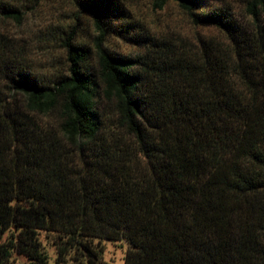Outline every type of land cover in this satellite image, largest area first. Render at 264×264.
<instances>
[{
    "label": "trees",
    "instance_id": "trees-1",
    "mask_svg": "<svg viewBox=\"0 0 264 264\" xmlns=\"http://www.w3.org/2000/svg\"><path fill=\"white\" fill-rule=\"evenodd\" d=\"M47 1L0 0V264H50L40 232L53 264H104L103 241L127 245L123 264H264V0L244 22L218 0H171L217 32L191 46L150 35L123 0H68L45 30L63 70L1 27Z\"/></svg>",
    "mask_w": 264,
    "mask_h": 264
},
{
    "label": "rangeland",
    "instance_id": "rangeland-1",
    "mask_svg": "<svg viewBox=\"0 0 264 264\" xmlns=\"http://www.w3.org/2000/svg\"><path fill=\"white\" fill-rule=\"evenodd\" d=\"M123 1L150 35L170 40L179 46H191L198 37L217 35L213 29L191 25L179 6L171 0H168L161 9L153 4L154 0ZM245 2L246 0H218L213 2V5H226L231 9L236 19L244 22L246 20L243 12ZM73 11L72 7V13ZM70 12L71 5L68 0H49L43 3L38 11L28 14L23 25L18 26L12 22H6L1 27L27 41L30 47V56L38 66L43 68L54 66L63 70L66 67L65 54L57 42L53 43L52 37L45 33V30L50 26L67 23L71 16ZM80 27L83 41L92 48L91 38L96 34L92 24L83 17ZM105 46L123 56H135L142 51L137 44L117 37L108 38ZM54 238L53 234L39 233L41 247L47 254L50 264H53L55 259ZM100 246L102 247L101 260L104 264H123V257L127 250V245L124 242L103 241ZM13 264L29 263L22 257L14 256ZM66 264H72V262L67 259Z\"/></svg>",
    "mask_w": 264,
    "mask_h": 264
}]
</instances>
